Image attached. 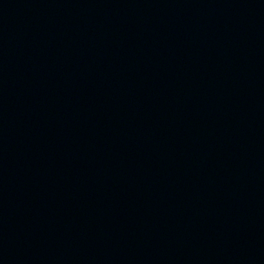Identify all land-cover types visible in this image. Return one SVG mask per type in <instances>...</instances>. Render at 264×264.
<instances>
[{"label":"water","instance_id":"obj_1","mask_svg":"<svg viewBox=\"0 0 264 264\" xmlns=\"http://www.w3.org/2000/svg\"><path fill=\"white\" fill-rule=\"evenodd\" d=\"M0 264H264V0H0Z\"/></svg>","mask_w":264,"mask_h":264}]
</instances>
